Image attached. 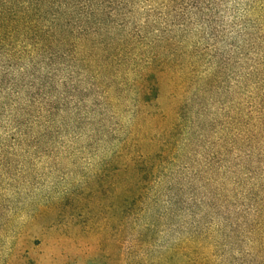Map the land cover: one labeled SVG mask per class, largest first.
<instances>
[{
	"label": "trees",
	"instance_id": "trees-1",
	"mask_svg": "<svg viewBox=\"0 0 264 264\" xmlns=\"http://www.w3.org/2000/svg\"><path fill=\"white\" fill-rule=\"evenodd\" d=\"M226 16L237 99L217 129L208 97ZM124 117L133 122L120 139ZM193 125L216 149L235 140L240 161L181 181L171 168ZM68 126L96 149L118 143L136 242L176 232L177 249L209 264L220 253L264 264V0H0V151L38 149Z\"/></svg>",
	"mask_w": 264,
	"mask_h": 264
},
{
	"label": "rangeland",
	"instance_id": "rangeland-1",
	"mask_svg": "<svg viewBox=\"0 0 264 264\" xmlns=\"http://www.w3.org/2000/svg\"><path fill=\"white\" fill-rule=\"evenodd\" d=\"M229 21L226 16L217 37L220 84L208 97L210 112L218 109L222 115L217 129L237 99L238 35L228 34ZM132 122L130 117L121 121L120 139ZM66 130L63 138L39 141L38 149L0 151V264H209L203 256L177 249L182 238L176 232L136 242L128 226L125 162L111 151L118 143L96 149L82 128L79 136L69 126ZM205 136L193 125L179 137L171 169L181 181L207 168L224 173L240 161L235 140L216 149L202 143ZM219 255L215 264H224V254Z\"/></svg>",
	"mask_w": 264,
	"mask_h": 264
}]
</instances>
